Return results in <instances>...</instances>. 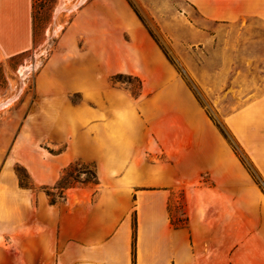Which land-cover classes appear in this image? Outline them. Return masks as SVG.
I'll use <instances>...</instances> for the list:
<instances>
[{"label":"crops","instance_id":"0c3cea01","mask_svg":"<svg viewBox=\"0 0 264 264\" xmlns=\"http://www.w3.org/2000/svg\"><path fill=\"white\" fill-rule=\"evenodd\" d=\"M80 15L72 17L69 36L81 26L92 33L93 17ZM127 18L139 27L136 17ZM145 42L147 66L134 50L120 52L114 62L104 45L70 46L68 57L55 60L62 78L37 79L33 114L42 116L48 132L70 136L66 148L42 159L34 179L54 184L79 149L97 159L98 181L69 186L52 201L45 190L9 180L0 192V264H264V199L257 191H244L243 206L198 205L193 198L221 193L194 191L187 195L184 222H173L172 187L200 169L226 166L232 151L185 83L147 78L151 64L168 74L173 68ZM33 45V0H0V63ZM143 70L142 91L165 85L160 94L135 96L112 81V73ZM71 93L80 98L72 100ZM244 111L259 112L261 138L250 154L264 180V78L259 104ZM228 121L244 133L246 118Z\"/></svg>","mask_w":264,"mask_h":264},{"label":"rangeland","instance_id":"374dc122","mask_svg":"<svg viewBox=\"0 0 264 264\" xmlns=\"http://www.w3.org/2000/svg\"><path fill=\"white\" fill-rule=\"evenodd\" d=\"M80 11V17H93L92 33L86 35L81 26V30L69 36L65 31ZM127 17H136L139 27H132ZM33 21V47L0 63V192L8 189L12 179L19 187H53L49 196L56 198L69 186H96L98 161L83 157L79 149L75 150L77 156L71 166L69 163L63 167L59 183L42 184L34 179L42 159L66 148L70 136L58 137L48 132L49 126L44 127L47 123L42 116L33 114L39 98L37 79L61 77L54 70L61 62L55 60L68 57L70 46L84 51L85 45H104L114 62L120 52L134 50L140 65L147 66V37L173 68L172 74H168L162 72L159 64H151L147 78H164L167 86L185 83L189 92L204 104L221 139L232 151L231 163L214 170L195 171L188 182L179 181L172 187L169 206L173 222H184L187 195L194 191L221 193L215 199L193 198L199 200L198 205L215 200L218 205L231 202L243 206L244 191H257L264 199V180L250 154L251 146L259 144L261 138L259 112L244 111L246 106H256L260 101L264 78V0H33ZM118 72L123 76L112 81L135 96L158 95L165 88L151 85L143 92L147 72ZM70 98L75 101L80 97L71 93ZM230 117L246 118L244 133L232 128ZM65 120L67 123L69 117L65 116ZM163 124L165 121L160 122ZM93 170L97 175L95 181Z\"/></svg>","mask_w":264,"mask_h":264},{"label":"trees","instance_id":"16d2710c","mask_svg":"<svg viewBox=\"0 0 264 264\" xmlns=\"http://www.w3.org/2000/svg\"><path fill=\"white\" fill-rule=\"evenodd\" d=\"M122 76H123V73H120V72H118V73H114V74L111 75L112 79H120ZM71 164H72V163H70L69 166H71ZM92 175H93V178H94V181H95L96 178H97L96 170H93V171H92ZM59 181H60V180H57L56 183H59ZM44 188H45V191L50 195V193H51V188H53V187H49V186L45 185ZM62 195H63V194H60V196H62ZM50 199H51L52 201H54V200H56V197H50Z\"/></svg>","mask_w":264,"mask_h":264}]
</instances>
